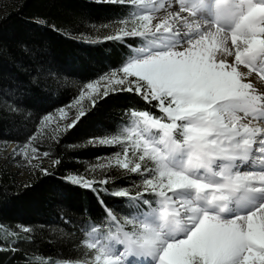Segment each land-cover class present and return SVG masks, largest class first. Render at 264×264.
<instances>
[{
    "label": "snow or ice",
    "instance_id": "6c2138e0",
    "mask_svg": "<svg viewBox=\"0 0 264 264\" xmlns=\"http://www.w3.org/2000/svg\"><path fill=\"white\" fill-rule=\"evenodd\" d=\"M93 3L116 14L83 30L29 19L33 36L15 41L19 55L0 40V119L18 126L0 138V159L29 174L0 184V202L45 184L60 204L70 191L87 193L88 205L58 212L53 229L79 255L37 256L27 224L4 226L0 254L9 264H264V0ZM53 39L89 60L107 42L126 52L100 68L79 56L60 63ZM68 85L67 102L53 100ZM112 107L114 127L79 135ZM70 137L81 142L57 152ZM78 147L106 151L83 171L67 169V149Z\"/></svg>",
    "mask_w": 264,
    "mask_h": 264
},
{
    "label": "trees",
    "instance_id": "16d2710c",
    "mask_svg": "<svg viewBox=\"0 0 264 264\" xmlns=\"http://www.w3.org/2000/svg\"><path fill=\"white\" fill-rule=\"evenodd\" d=\"M21 6H23L22 12L18 14L17 10ZM115 14L110 6L95 5L93 0H0V19L5 16L9 17L3 21V27L0 28V40L12 45L13 50L16 51L15 41L31 39L33 36L31 29L25 23L32 18L45 17L61 25L74 24L78 29L83 30L84 23L82 22L99 24L111 19ZM98 47L104 56L97 54L93 60L87 59L80 48L72 42L60 39L51 41L49 51L57 62H70L74 57L79 56L81 60H77V64L90 65L93 68H100L103 64L118 61L126 52L125 49L111 42ZM16 54L19 55V52L16 51ZM0 70H3L2 64H0ZM74 91V86L68 85L66 94L61 95V92H56L53 100L67 102ZM33 102L43 103L44 101L36 98ZM120 118V108H109L90 120L79 135L83 137L88 132H99L104 126L114 127ZM17 127L8 119H0V138L14 136L17 133ZM80 142L77 137H70L58 146L57 152L64 151L69 144ZM0 149H4L3 145H0ZM105 151L92 147L68 148L65 164L67 169L79 168L83 171L85 164L93 161L96 155H104ZM65 170L61 169L60 174ZM0 184L21 185L22 182L16 179V174L11 172L7 166L0 165ZM12 190L15 191V187ZM60 199L55 186L45 184L19 200L11 203L0 202V222H3L0 224V235H3L5 225L27 224L36 229V243L34 246H27L29 251L35 252L39 257L53 260L75 259L79 255V250L73 244L59 238L53 229L59 224L58 212L63 211L75 215L81 206L88 205L89 196L82 190H73L64 198L63 204L58 203ZM0 261H3V264H9L5 254H0ZM36 264H40L38 259H36Z\"/></svg>",
    "mask_w": 264,
    "mask_h": 264
},
{
    "label": "rangeland",
    "instance_id": "374dc122",
    "mask_svg": "<svg viewBox=\"0 0 264 264\" xmlns=\"http://www.w3.org/2000/svg\"><path fill=\"white\" fill-rule=\"evenodd\" d=\"M11 145H9V148L7 149L10 151ZM6 151L5 149H0V154H3V152ZM47 163V161H45ZM0 165L1 166H7L8 169H10L11 172L16 174V179L19 182H27L28 174L23 169H20L17 167L16 163L12 160H9L7 163L3 159H0Z\"/></svg>",
    "mask_w": 264,
    "mask_h": 264
}]
</instances>
